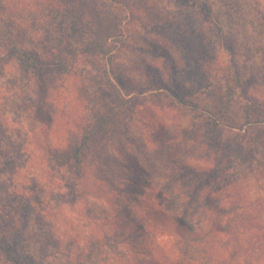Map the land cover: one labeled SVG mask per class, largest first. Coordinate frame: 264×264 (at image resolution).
Instances as JSON below:
<instances>
[{
    "label": "rangeland",
    "instance_id": "rangeland-1",
    "mask_svg": "<svg viewBox=\"0 0 264 264\" xmlns=\"http://www.w3.org/2000/svg\"><path fill=\"white\" fill-rule=\"evenodd\" d=\"M196 1L211 6L212 13L194 10ZM196 22L204 23L205 28L214 32L219 62L212 69L222 92L232 94L234 108L240 109L246 99L264 103V0H0V145L16 151L3 173L8 183L3 182L0 190L7 191L8 185L15 189L22 183L32 188V180L36 179L37 191L40 192L39 185L44 186V202L52 200L50 207L56 208L53 211L60 216L52 219V233L58 238L63 224L59 228L58 220H71L79 228L88 224L84 218L80 220L77 205L55 206L59 194H70L65 188L70 181L69 171L66 167L54 168L56 176L47 175L41 152V147L47 144L64 147L77 142L96 112H107L116 106L112 94L114 84H118L111 75L107 77L92 67L94 62L103 65L104 57L92 52L84 33L111 35L107 42L112 47L115 70L122 78L134 80L145 89L151 88L157 77H162L169 86L187 81L186 98H190L187 96L191 91L206 98V90L200 88L204 81L196 78L190 67H185L183 40L192 33L191 27ZM100 24L105 30L100 31ZM14 50L43 54L51 63L40 72L24 71L23 61ZM147 99L139 96V105L127 112L117 110L119 115L111 126L113 133L107 138L97 137L85 149L86 165L93 164L91 169L101 171L92 170L88 174L94 196L87 198L89 209L98 212L104 228L112 224V216L126 210L134 196L147 190L144 178H157L160 171L155 146L139 140L137 130L141 127L136 120L147 116L149 111L158 120L162 115L178 113L149 106ZM183 110L179 108L181 126L185 129L193 113ZM142 129L147 134L155 127ZM236 157L239 160L235 159L234 167L238 171L251 168L244 161L247 156ZM149 162L153 166L149 167ZM92 173L105 177L113 189L109 191L107 187L106 193H95ZM103 182H96V186L104 185ZM81 188L78 186L76 192ZM45 216L51 221L47 213ZM3 219L5 222L0 221V225L8 234L22 232L27 224L18 221V226L12 227L11 218ZM162 238L167 242L164 247L168 256L175 257L166 236ZM144 247L142 242L137 256L131 253L123 261L132 257L130 263H144L147 259ZM0 264H4L1 254ZM50 264L70 263L65 256L57 255L50 259Z\"/></svg>",
    "mask_w": 264,
    "mask_h": 264
},
{
    "label": "trees",
    "instance_id": "trees-1",
    "mask_svg": "<svg viewBox=\"0 0 264 264\" xmlns=\"http://www.w3.org/2000/svg\"><path fill=\"white\" fill-rule=\"evenodd\" d=\"M196 2L194 10L212 13L211 6ZM99 27L103 31L101 24ZM191 32L183 40L185 67H190L195 77L204 81L200 88L206 90V98L192 91L187 96L190 98H186L187 81L169 86L162 77H157L151 88L145 89L134 80L122 78L115 70L112 47L107 42L111 35L84 33L92 52L104 57L103 65L94 62L92 67L107 77L111 75L118 84H114L112 94L116 106L107 112H96L77 142L64 147L47 144L41 147V152L47 175L55 177L54 168L66 167L69 171L70 181L65 188L70 194H59L55 206L77 205L80 220L84 218L88 224L79 228L71 220H58L59 228L63 223L58 238L52 233V219L60 216L53 211L56 208L50 207L52 200L44 202V186L39 185L40 192L37 191L36 179L32 180V188L24 183L17 184L15 189L8 185L7 191L0 190V221L3 223V218L9 217L12 227L18 226V221L27 224L22 232L9 234L0 225V254L4 264H50V259L57 255L65 256L70 264H132L129 262L132 257L129 261L122 258L131 253L137 256L142 242L147 259L133 264H264V103L246 99L240 109L234 108L232 94L222 92L212 69L219 62L214 32L197 22ZM14 52L23 61L24 71L40 72L51 63L43 54ZM139 96L147 97L149 106L178 114L162 115L158 120L149 111L147 116L136 120L141 127L137 130L139 140L155 146V161L160 171L157 178L143 172L150 177L144 178L147 190L140 192L141 196H134L126 210L112 216L114 221L104 228L98 212L89 209L87 198L94 196L88 174L92 170L101 171L91 169L93 164L86 165L84 152L97 137L107 138L113 133L111 126L119 115L117 110L127 112L139 105ZM169 99L171 102H166ZM179 108H184L183 113H193L188 128L182 129ZM152 126L155 130L144 134L142 128L150 130ZM14 151L0 145V187L3 182L8 183L3 173ZM243 155L248 157L244 161L251 168L240 172L234 164L235 159L239 160L236 156ZM147 165L153 166L152 162ZM91 180L95 193L107 192L109 184L105 177L92 173ZM98 181H104V185L97 187ZM79 184L83 188L76 192ZM47 207L53 212L46 211ZM46 213L51 221H47ZM164 236L175 257L170 258L166 253Z\"/></svg>",
    "mask_w": 264,
    "mask_h": 264
}]
</instances>
